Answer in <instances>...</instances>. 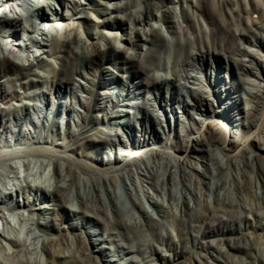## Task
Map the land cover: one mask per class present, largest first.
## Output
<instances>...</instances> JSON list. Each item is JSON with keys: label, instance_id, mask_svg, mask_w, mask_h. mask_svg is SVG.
Instances as JSON below:
<instances>
[{"label": "bare ground", "instance_id": "bare-ground-1", "mask_svg": "<svg viewBox=\"0 0 264 264\" xmlns=\"http://www.w3.org/2000/svg\"><path fill=\"white\" fill-rule=\"evenodd\" d=\"M67 1L71 14L63 9L60 12L53 2L42 5V0H0V164L6 158L40 156L48 159L47 163H39L41 171L45 172L51 165L54 168V175L46 186H34L32 180L26 178L28 189L18 194L17 198L22 197L23 203L18 200L16 207L8 205V197L0 196L3 223L0 253L7 239L9 212L16 209L24 210L22 217L29 216L27 230L35 235L33 253L38 256L41 253L37 264H54L58 257H64L51 249L66 242L75 249L72 256L76 264H126L129 261L155 264L158 253L163 262L170 264H264V156L247 148L248 139L239 143L240 126L229 132V139L227 133L216 138L202 131L214 117L227 119L231 124L241 118L233 112L232 87L223 83L224 89L218 88L222 77L215 62L222 59L233 68L241 88L256 101L253 110L247 112L254 117L249 126H256L258 111L264 109V90H252L249 86H261L258 83L260 70L254 60L260 53L246 46L244 40L260 44L258 39L250 40V35L261 25V17L256 15L262 12L261 7L254 0ZM26 2L38 5L34 9L38 22L31 20L26 29L28 40L37 50L20 40L17 28L23 20L27 21L21 13ZM59 3L66 6L64 0ZM44 6L50 8L45 9V13L42 12ZM93 13L103 18L95 20L94 26L89 24ZM60 25L65 26L62 36ZM49 56L58 61L53 77L55 89L91 95L82 106L84 124L94 110L96 90L100 86L108 85L112 89L101 98L106 120L113 118L115 124L127 128L133 121L123 117L134 113L133 109L150 117L155 115L158 106L170 111L173 100L177 104L173 108L185 109L176 124L177 150L185 156L164 152L132 156L128 150L119 148V153L99 164L116 162L123 166L101 174L97 182L92 174L83 177L81 168L73 166L69 156L42 147L53 144L48 134H39L34 139L41 147L10 150L21 139V134H16L20 119L14 125L7 117L13 112L12 102L22 101L19 87L50 82L46 75L42 80L29 79L38 74L34 68L43 67ZM140 73L145 77L140 78L138 85L132 78ZM104 76L107 79L102 81ZM80 78L87 83L83 85ZM206 83H211L220 104L219 111L212 109L214 99L206 96L209 94L204 88ZM161 89L170 98L168 102L158 99ZM189 95L194 97L192 101L184 99ZM107 99L113 104L107 105ZM64 109L66 111V105ZM192 109L207 117L200 119V128H194L186 120L188 112L194 117ZM37 110L40 115L50 117L49 110L44 111L40 106ZM72 110L80 113L76 106ZM155 118L160 125L157 130L166 136L159 142L170 144L172 140L166 132L170 128L171 114L167 115L166 124L159 115ZM261 120L264 123V114ZM162 126L164 131L160 129ZM78 131L88 137L92 129L84 125ZM102 133L110 138L106 143L111 148L120 145L112 131ZM141 134L137 145L146 146L154 140L148 128L142 127ZM76 135L74 132L73 137ZM68 150L73 153V149ZM29 162L24 160L28 171ZM9 168L13 170L14 166L9 164ZM116 178L123 183L122 193L116 188ZM0 182L4 184L1 172ZM123 197L128 203L121 201ZM45 199L51 206L41 205ZM77 218L82 222H74ZM88 220L97 227L92 229L91 223L86 224ZM45 227H53L61 234L57 237L42 234L41 229ZM13 245L19 247L16 242ZM95 245L99 249H94ZM26 246L23 242L22 247ZM44 251L50 258L42 259ZM181 252H188L189 256H180ZM124 254L130 257L124 258Z\"/></svg>", "mask_w": 264, "mask_h": 264}, {"label": "rangeland", "instance_id": "rangeland-1", "mask_svg": "<svg viewBox=\"0 0 264 264\" xmlns=\"http://www.w3.org/2000/svg\"><path fill=\"white\" fill-rule=\"evenodd\" d=\"M83 2H88L87 0H82ZM105 1V0H102ZM42 5H48L50 2H53L57 4V6L60 8L59 11L62 12L61 9L65 13H72V10L68 7L71 5H67L69 1L64 0L66 3V6L60 5L59 0H42ZM255 3H257L260 7L262 12L256 13L257 16H260L261 19V25L260 27H255V32L250 35V40H260V44H254L248 40H244L246 46H252V48L256 49L258 53H260V56L258 58L254 57L256 67L260 70L261 78L258 79V83H260L261 86H249L252 90H258L263 89L264 90V61L261 62L259 58L264 60V0H254ZM35 6L37 8V4L33 6L29 3H25L22 6L21 13L24 17L27 18L26 20H23L21 24H18V29L20 32V40H25L26 43L30 45V49L37 50V47L34 46L33 43H30L28 40L29 32L26 31L28 26L31 24V20L38 22L39 18L37 13L34 12ZM99 9H101L102 6H97ZM18 8V10H20ZM45 9H50L49 6H44V12ZM35 15V16H34ZM92 18L90 19L89 24L95 25V20H102L103 18L95 13L91 15ZM94 17V18H93ZM101 18V19H100ZM64 27V28H63ZM25 28V29H24ZM49 27H47L48 29ZM59 32L61 33V36L65 32V26H59L58 27ZM64 29V30H63ZM100 30H105L110 32L111 29L109 28H100ZM39 40H42L40 36H37ZM249 39V37H248ZM101 41V40H99ZM100 43H106L105 41H101ZM33 59V58H32ZM49 61L43 62V67L37 68L35 67L38 74H34L29 76V79H36V80H42V76L46 75L47 79L50 80V82L45 83L42 82H34L33 85L25 86V87H19L18 88V94L21 95V100H14L12 103L13 112L10 113L7 117H10V121L13 122L15 125L18 120L20 119V124L16 126V134H21L20 142H16V146H12L9 149L12 151H15L18 148H34V147H46L49 150L51 149L53 152H55L58 155L63 156H69L72 160L73 166L80 167L82 171V176H90L91 174L96 177L97 182L100 181L98 176H101V174H106L107 172H111L114 169L122 167L123 163H116L114 162L111 165H101L99 164V161L105 160L107 157H111V155H115L119 153L118 149L122 150H128V153L132 156L134 154H142L146 152H155L157 153H166L167 154H173L175 156L181 157L185 156L181 151L177 150V140L178 134L176 129L178 126L176 125L178 123L177 117L180 115H184L185 109L183 108H173L175 105H177L173 100L171 101L170 111H165L164 108L161 106L157 107V111L154 113L155 115L146 117L143 112L141 111H135L133 109V112L128 114V116L123 117V119L132 120L133 123L130 126V128L122 127V125H117L114 123V119L110 118L106 120V114L103 112V100H101L102 97L105 96V92L111 91V86H100L96 90V101L94 105V110L89 114L86 123L84 124V120L81 118V115L84 113L85 108L82 107L83 104L86 102V100L90 99L91 95L88 93H84L82 91L78 92V95L72 94L68 91H59L55 89V79L53 78L55 75V71L58 69V61L57 58L48 57ZM217 64L218 70H220L221 73V80L222 83L218 85V88H223V83H225L227 86H231V93H232V101H233V112H235L238 116L241 118L235 122L234 124H231V122L227 121V119H221L218 117L213 118V122L206 124L205 127H203V133L207 136L214 135L216 138H220L221 136H224L226 133L227 138L229 139V132H232V130H237L240 126L241 131V138L239 140V143H243L244 140L248 139V146L247 148L253 150L255 153H258L260 156H264V150H261V148H264V127L262 124L263 121L261 120V117L264 114V109L260 108L258 111V118H256L257 123L256 126L250 127L249 121L254 119L253 116L249 115L248 113L253 110V107L256 104V101L252 100L248 91H245L241 88L237 76L233 73V68L231 69L230 64L225 61H217L215 62ZM55 70V71H54ZM86 72V69H84ZM116 71V70H115ZM140 73V76L133 77L132 81L137 82L138 85L139 81L145 77V75H142ZM107 79V76H104ZM141 78V79H140ZM255 78V77H253ZM28 79V78H26ZM103 79V78H102ZM52 80V83H51ZM28 81V80H27ZM80 81L82 84H86L87 80L80 78ZM1 86V82H0ZM47 86V87H46ZM54 86V87H53ZM141 88V87H139ZM206 91L209 92L207 95H211L210 98L214 99L212 101V109L219 111L221 108L219 107V102L217 99H215L214 91L211 89V83H206ZM166 91L163 89L160 90L158 99L162 103L168 102L170 98L166 97ZM29 94H32V96H26ZM234 96V97H233ZM100 98V100H99ZM188 101L193 100V96L189 95L188 97L184 96V99ZM127 99V97H126ZM133 100V99H132ZM163 100V101H162ZM25 102L30 104H25ZM33 103H36L38 105H35ZM107 105H112L113 102L109 99H107L106 102ZM187 104V103H186ZM66 105V111H64V106ZM37 106H40V109H43L44 111H48L50 114V117H45L43 115H40L39 111L37 110ZM77 107L80 110V113L73 112L72 108ZM96 107V108H95ZM188 107L190 109L192 106ZM39 108V107H38ZM205 108L202 112L205 111ZM209 110V108H208ZM178 111V113H177ZM181 111V113H179ZM191 111V110H188ZM192 112H194V117L191 113H187L186 120L189 121V123L192 124L194 128H200L201 127V120L200 119H206L207 117L201 116L200 112L197 109H192ZM248 112V113H247ZM262 112V115L260 116ZM170 128L168 129L167 137L171 138L172 142L169 144H162L159 141H163V132H159L157 128L160 126L156 123L155 117L159 115L161 118H164L165 124L167 123V115H170ZM242 114V115H241ZM226 115V113H225ZM244 115V116H243ZM166 116V117H165ZM212 116V114H211ZM196 117V118H195ZM169 119V118H168ZM249 119V120H248ZM248 120V121H247ZM260 120V121H259ZM259 122V124H258ZM248 123V124H247ZM80 124V125H79ZM237 124V125H236ZM84 125H89V127L92 129L89 136H84L78 134L81 128L84 127ZM148 128V131L152 135L153 141H156L154 143L151 141L150 143H147L146 146H140L137 145V140L141 137V128ZM257 127V128H256ZM261 130H260V128ZM1 129V128H0ZM118 129V130H117ZM162 131H164L163 126L160 127ZM249 129V130H248ZM259 129V130H257ZM231 130V131H230ZM103 131H112L114 134H116V138L120 140V145L117 146L116 151L114 148H111L107 143L110 139L107 138L106 135H103ZM193 131V129H192ZM250 131V132H249ZM76 132L77 135L73 137V133ZM48 134L51 136V141L53 144L50 145H39L35 144L34 139L38 137L39 134ZM123 135L126 136V138L123 137ZM244 135V136H243ZM251 135V136H250ZM91 136V137H90ZM105 136L104 138H102ZM78 137V138H77ZM86 137V138H85ZM93 137V138H92ZM166 137V136H165ZM85 138V139H84ZM88 138H92L91 141L87 142ZM83 139V140H82ZM102 139V140H101ZM80 140V141H79ZM124 140V141H123ZM158 140V141H157ZM101 141V142H100ZM79 142V143H78ZM107 142V143H106ZM15 143V142H13ZM128 145H127V144ZM126 144V146H125ZM136 144V145H135ZM124 145V146H123ZM70 146V147H69ZM50 147V148H49ZM73 149L71 153L70 150ZM238 152V151H237ZM132 158V157H131ZM75 159V160H74ZM24 160L30 161L28 164L30 165V170H27V167L24 165ZM45 161V163L48 162V159L45 157H28V158H12V159H4L3 162L0 164V172L3 174V185L2 182H0V196L8 197L7 203L10 207H16L17 201L20 200L21 203H23V198L18 197V194L20 192L27 191V182L26 178L29 180H32V184L34 186H46L52 179L54 175V168L53 165L49 166L45 172L40 170L39 163ZM192 161L198 162V160L193 159ZM76 162V164H75ZM9 164H12L14 166V169L12 170L9 168ZM77 165V166H76ZM122 165V166H121ZM44 172V173H43ZM83 178H81V181ZM117 184V185H116ZM116 188L119 192H123V183L121 180L119 181V178H116L115 180ZM152 192V191H151ZM14 198H11L10 196H13ZM22 198V199H21ZM32 200V196L30 197ZM125 199V200H124ZM122 202H127L128 199L126 197H123L121 200ZM120 201V203H122ZM43 204L41 205H49L51 206V202L49 200H42ZM22 211L24 210H16L13 209L9 212L10 215V223L8 224L7 228V239L5 240V248L0 253V264H37L36 261L39 260L41 253L39 256L36 253H33V242L35 241L34 236L32 233L27 230V227L29 225V216L22 217ZM26 215L27 212H25ZM139 214V211H138ZM102 217H105L101 214ZM107 216V215H106ZM37 217V215H36ZM45 217V216H43ZM46 217H49L48 215ZM74 222H82V219H75ZM104 222V221H102ZM91 223V224H90ZM87 225H89L92 229H95L97 227V224L95 222H90L89 220L86 222ZM0 228H3V223L0 220ZM42 234H49V236H59L61 233L58 232L53 227H45L42 228ZM44 232V233H43ZM261 232H258V234ZM129 243V240L126 239ZM16 242L18 246H14L13 243ZM25 242L27 244L26 247H22V243ZM264 244V242H263ZM107 245V244H106ZM61 246V248H60ZM60 246H54L51 251L53 253H58L61 255H64V257H58L57 261L54 262V264H76L74 262L73 256L75 254V249L71 244L62 243ZM58 247V248H57ZM15 249L17 251H15ZM56 249V250H55ZM59 249V250H58ZM61 249V250H60ZM94 249H99L98 245H95ZM56 251V252H55ZM44 253V256H43ZM38 256V259L35 260V258ZM46 254V255H45ZM170 254V252L168 253ZM188 252H181L180 256H189L187 255ZM66 255V257H65ZM73 255V256H72ZM43 260L50 258L47 251L42 252ZM124 258H129L130 255H123ZM156 262L155 264H170V262L166 261L163 262L161 260V255L156 254L155 255ZM73 260V261H72ZM52 261V259H51ZM72 261V262H71ZM125 262V261H124ZM126 263V262H125ZM134 264L133 262L129 261L126 264Z\"/></svg>", "mask_w": 264, "mask_h": 264}]
</instances>
